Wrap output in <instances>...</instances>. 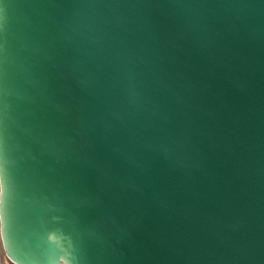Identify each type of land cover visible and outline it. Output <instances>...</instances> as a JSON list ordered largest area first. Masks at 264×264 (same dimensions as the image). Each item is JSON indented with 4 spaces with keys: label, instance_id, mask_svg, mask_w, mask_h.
I'll use <instances>...</instances> for the list:
<instances>
[{
    "label": "water",
    "instance_id": "water-1",
    "mask_svg": "<svg viewBox=\"0 0 264 264\" xmlns=\"http://www.w3.org/2000/svg\"><path fill=\"white\" fill-rule=\"evenodd\" d=\"M0 189L12 264H264V0H0Z\"/></svg>",
    "mask_w": 264,
    "mask_h": 264
},
{
    "label": "rangeland",
    "instance_id": "rangeland-1",
    "mask_svg": "<svg viewBox=\"0 0 264 264\" xmlns=\"http://www.w3.org/2000/svg\"><path fill=\"white\" fill-rule=\"evenodd\" d=\"M0 264H12L11 262L8 261L7 257L5 256L1 243V238H0Z\"/></svg>",
    "mask_w": 264,
    "mask_h": 264
},
{
    "label": "snow or ice",
    "instance_id": "snow-or-ice-1",
    "mask_svg": "<svg viewBox=\"0 0 264 264\" xmlns=\"http://www.w3.org/2000/svg\"><path fill=\"white\" fill-rule=\"evenodd\" d=\"M2 192H3V190L2 189H0V195H2ZM9 255L11 256L12 255V253L9 251Z\"/></svg>",
    "mask_w": 264,
    "mask_h": 264
},
{
    "label": "flooded vegetation",
    "instance_id": "flooded-vegetation-1",
    "mask_svg": "<svg viewBox=\"0 0 264 264\" xmlns=\"http://www.w3.org/2000/svg\"><path fill=\"white\" fill-rule=\"evenodd\" d=\"M9 261V260H8ZM10 262V261H9Z\"/></svg>",
    "mask_w": 264,
    "mask_h": 264
}]
</instances>
